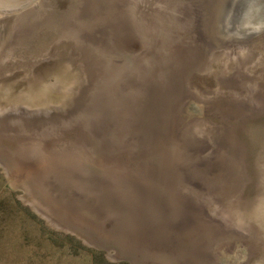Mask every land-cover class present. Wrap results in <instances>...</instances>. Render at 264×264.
I'll list each match as a JSON object with an SVG mask.
<instances>
[{"label":"rangeland","instance_id":"374dc122","mask_svg":"<svg viewBox=\"0 0 264 264\" xmlns=\"http://www.w3.org/2000/svg\"><path fill=\"white\" fill-rule=\"evenodd\" d=\"M212 3L13 12L0 41V264H206L217 238L236 243L225 263L264 264L260 229L235 214L254 208L264 157V31L218 48ZM240 147L249 178L235 192Z\"/></svg>","mask_w":264,"mask_h":264},{"label":"bare ground","instance_id":"6f19581e","mask_svg":"<svg viewBox=\"0 0 264 264\" xmlns=\"http://www.w3.org/2000/svg\"><path fill=\"white\" fill-rule=\"evenodd\" d=\"M232 2H233V0H213V3L210 7V11L208 13V16H209L208 22L210 23V26H211V22H212V26L209 29L211 37L214 38L216 40V42L218 43V45H219L218 48H222V49L224 48L225 50H229V49L231 50L234 45H235V48L236 47L242 48L244 46H247L250 43V42H248V43L237 42L235 44L234 43L232 44L231 40H228L229 37L227 36V34L230 33L229 30H230V27L232 26L231 25L232 23L230 22V18L232 17L233 10H234ZM16 5L17 4H12L10 2V0H0V12H1L0 18L1 17L2 18L5 17L4 19L8 18L6 20V22H0V41L3 40V38H4L3 36L6 34V29L2 30L1 27L4 26V24H7L9 21L17 22L20 19V18H17V19L12 20L11 17H15V15L13 16V12H14V14H19V11H20V13H21V11H25V9H22V8L20 10L15 8ZM26 9H28V8H26ZM36 9H38V8L35 6L32 12H35ZM15 12H17V13H15ZM6 14H8V15H6ZM1 32H4V33L2 34ZM220 41L222 43H219ZM228 43H231L232 45H228ZM224 45H226V46H224ZM218 48H216V50ZM25 109L26 108H24V110ZM240 149L242 151L241 152L242 156L240 159L237 157V159L240 160L242 168L240 170H238L236 173V179L235 180H236V184H238L239 186L237 185V189L235 190V192H237V190H240L239 187H241V186L243 187V185L246 183V181L249 178L248 177L249 174L246 172L247 169L245 168V165H244V152L242 150L243 148L240 147ZM233 155H235V153H233ZM233 162H234V160H233ZM255 170H256L255 173L258 175L259 179L258 180L256 179L257 197H256V199H253V202L255 203L254 208L251 206V204L249 206L246 202H245L246 204L242 202L238 207L240 209V212H236L235 214H236V218H238L240 220V222L243 224V226L246 227V229L249 228V225L251 223L255 224L258 227V230L260 229V232L262 233V235L264 237V157H262V158L260 157L258 159V164H257ZM249 181H251V180H249ZM233 205H234V209L236 211L238 209L237 208L238 205H235V204H233ZM196 236H198V235L196 234ZM223 241L224 240L218 241V238L216 241L213 240V242L211 244L212 249L211 250L207 249L209 251L204 252L203 255L201 254V256H203V257H201V260L203 259L206 264H213L216 261L219 262L218 264H227L224 261H222V259L224 258L222 255L225 256V253H227V252H225V249L227 248V246L228 247L230 246V248L231 247L233 248V246L236 245V243L233 244V243H230L227 241H224V242ZM237 245H238V243H237ZM227 249H229V248H227ZM228 251L230 252L232 250H228ZM230 253H232V252H230ZM243 256L244 255H242L241 258ZM236 261L237 262H235V264H240V262H238V260H236Z\"/></svg>","mask_w":264,"mask_h":264},{"label":"water","instance_id":"95a60500","mask_svg":"<svg viewBox=\"0 0 264 264\" xmlns=\"http://www.w3.org/2000/svg\"><path fill=\"white\" fill-rule=\"evenodd\" d=\"M32 1L10 0L19 10ZM232 5V26L227 36L233 43H248L253 36L264 31V0H233Z\"/></svg>","mask_w":264,"mask_h":264}]
</instances>
